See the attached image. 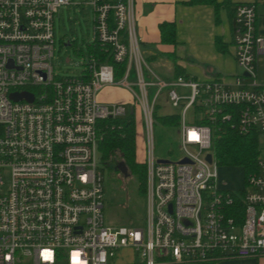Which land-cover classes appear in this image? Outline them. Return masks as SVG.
Returning <instances> with one entry per match:
<instances>
[{"label": "built area", "instance_id": "obj_1", "mask_svg": "<svg viewBox=\"0 0 264 264\" xmlns=\"http://www.w3.org/2000/svg\"><path fill=\"white\" fill-rule=\"evenodd\" d=\"M88 3L93 41L126 62L119 79L92 53L79 74L54 73V15L71 0H0V264H216L264 255V142L241 189L219 184L213 151L218 121L264 138L256 1L235 6L233 55L242 73L229 80L162 78L140 50L135 0ZM105 86L127 89L130 111L141 115L146 183L138 225H111L103 215L98 122L127 113L124 103L98 99ZM164 88L178 109L181 155L158 163L153 114ZM22 93L32 100L13 98Z\"/></svg>", "mask_w": 264, "mask_h": 264}, {"label": "rangeland", "instance_id": "obj_2", "mask_svg": "<svg viewBox=\"0 0 264 264\" xmlns=\"http://www.w3.org/2000/svg\"><path fill=\"white\" fill-rule=\"evenodd\" d=\"M90 0H71L72 4L64 5L59 8L54 15V55L52 64L54 73L59 76H71L79 74L85 67L89 58L88 47L94 37L93 12L89 5ZM259 10H263L259 5ZM259 33L264 36V17L259 19ZM234 45H228V51L222 55L230 59L231 64L235 65L237 73H242L241 68L236 64L234 58ZM183 60V59H182ZM185 61L186 64L193 66L195 69L201 68L200 62ZM164 67L150 62V66L164 76L172 75V60L168 59ZM187 66V65H186ZM169 68V69H168ZM192 71V70H191ZM259 78L264 82V57L259 61ZM186 92V90H185ZM122 103L126 108V115L130 112L131 103L129 95L121 94ZM128 99V100H127ZM157 114L177 112L178 109L173 107L167 99V89H162L156 99ZM136 121L141 124V115L136 107ZM191 115V112L189 113ZM189 118V116H188ZM138 131L136 158L143 160L145 158V139L144 130ZM264 142V138L260 137ZM153 142L154 155L156 158H166L176 160L180 155L179 149V125L168 126L162 124L158 118H153ZM218 171L219 184L225 189H241L245 186L244 172L239 166H229L219 164L215 157ZM103 167V215L105 221L111 225H138L142 223L145 217V198L144 194L138 192V184L135 177L131 174L123 176L114 167ZM129 172V171H128ZM6 184L8 181H5ZM219 264H248L243 259H229L219 262Z\"/></svg>", "mask_w": 264, "mask_h": 264}, {"label": "crops", "instance_id": "obj_3", "mask_svg": "<svg viewBox=\"0 0 264 264\" xmlns=\"http://www.w3.org/2000/svg\"><path fill=\"white\" fill-rule=\"evenodd\" d=\"M185 1L135 0L136 31L143 56L146 61L147 56H158L156 60H152L151 62L161 67L165 66L164 63L168 59L172 60L164 54L171 50L172 47L160 42L159 24L162 22H175L178 39V43L174 47L176 63L183 68L184 74L195 79L219 77L229 80L233 74L237 73L236 67L234 64H231L230 59L216 49L214 41L215 37L219 36L228 45L233 43V18L229 17L228 10L223 7L219 8V17L216 19L212 5L188 4ZM231 1L233 3L232 6L241 2L256 1V28L259 32V19L261 16L264 17V3L259 0ZM259 5L263 10H259ZM182 59L200 62L201 68L195 69L193 66L186 64ZM169 68H173V62ZM154 71L164 79H171L173 77L172 75L164 76L155 69ZM121 94H127L129 98L131 96L129 91L123 87L105 86L98 92L97 97L102 102L122 103L120 101L124 98L120 96ZM233 259H243L248 264H264V255ZM219 262L216 264H219Z\"/></svg>", "mask_w": 264, "mask_h": 264}, {"label": "trees", "instance_id": "obj_4", "mask_svg": "<svg viewBox=\"0 0 264 264\" xmlns=\"http://www.w3.org/2000/svg\"><path fill=\"white\" fill-rule=\"evenodd\" d=\"M188 4H210L214 7L216 19L219 17L218 10L223 7L228 10L229 17L234 22L235 6L231 0H186ZM160 42L172 47L171 50L164 53L173 62V77L185 75L183 68L176 63V55L174 47L178 43L177 28L175 22H162L159 24ZM215 47L219 52L228 51V43H225L221 37H215ZM88 50L101 61L109 62L113 65L114 76L119 79L126 66V62H115L110 57L107 50L100 47L99 43L92 41ZM89 53V54H90ZM150 63L156 60L158 56H147ZM172 77V78H173ZM136 108L132 106V110L124 117L108 118L100 120L98 126L101 131V139L98 143L100 162L107 167H114L117 162L123 161L131 174L135 177L138 184V192L143 195L146 183V166L145 158L138 160L136 158L137 136L139 123L136 121ZM158 120L168 126L179 125V115L176 112L157 114V106H155L154 114ZM235 121V119H234ZM142 124V121H141ZM217 131L213 142L214 155L219 164L229 166H239L242 168L245 176L251 171L256 170L257 158L260 155L259 134L256 130L242 134L232 126L230 122H216ZM143 131V125L141 127ZM218 135V136H217ZM144 139V137H143ZM103 168V167H102ZM244 176V178H245Z\"/></svg>", "mask_w": 264, "mask_h": 264}, {"label": "water", "instance_id": "obj_5", "mask_svg": "<svg viewBox=\"0 0 264 264\" xmlns=\"http://www.w3.org/2000/svg\"><path fill=\"white\" fill-rule=\"evenodd\" d=\"M244 74H246V73H244ZM13 98H14L15 100H18V99H20V98H26V99H28V100H32V95H30V94H28V93H22V94H16V95H13ZM206 159H207L209 162H211L212 157H211V154H210V153H208V154L206 155ZM168 161H169V160L166 159V158H158V159H157V162H158V163H166V162H168ZM187 161H188L187 158H183V159L180 160V162H187ZM115 169L118 170L120 173H122L123 176H128V175H129L128 169H127V167H126V165H125V163H124L123 161H119V162H117L116 165H115Z\"/></svg>", "mask_w": 264, "mask_h": 264}]
</instances>
